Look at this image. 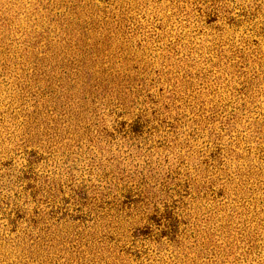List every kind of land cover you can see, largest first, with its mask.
<instances>
[{
    "label": "rangeland",
    "instance_id": "1",
    "mask_svg": "<svg viewBox=\"0 0 264 264\" xmlns=\"http://www.w3.org/2000/svg\"><path fill=\"white\" fill-rule=\"evenodd\" d=\"M0 264H264V0H0Z\"/></svg>",
    "mask_w": 264,
    "mask_h": 264
}]
</instances>
